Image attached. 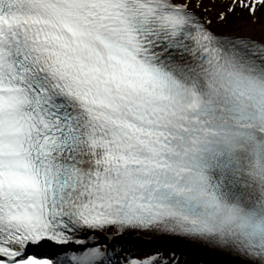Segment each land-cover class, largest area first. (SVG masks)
<instances>
[{
  "label": "snow or ice",
  "instance_id": "obj_1",
  "mask_svg": "<svg viewBox=\"0 0 264 264\" xmlns=\"http://www.w3.org/2000/svg\"><path fill=\"white\" fill-rule=\"evenodd\" d=\"M132 231L264 264V0H0V264Z\"/></svg>",
  "mask_w": 264,
  "mask_h": 264
},
{
  "label": "rangeland",
  "instance_id": "obj_2",
  "mask_svg": "<svg viewBox=\"0 0 264 264\" xmlns=\"http://www.w3.org/2000/svg\"><path fill=\"white\" fill-rule=\"evenodd\" d=\"M226 8H227V4H224L222 9L218 6L216 11L209 13V15L212 16L214 19V23L212 25V28L216 32H218V33H232V32L244 31V29L249 28V17L247 15V13L242 12L239 9H237L236 13L229 16L228 22L226 24H217L215 22V16L217 14V11L226 10ZM164 245L168 246L167 248L169 249V250H164L166 253V254H164V256L170 255L171 252H173L172 250H174L173 248H175V246H173L169 243H165ZM129 246L130 245L128 244V249H130V250L135 249L134 247L129 248ZM176 249H177L176 251H178V253L183 255L184 257H186V255L188 254L191 256L190 258H192L193 256H194L193 258H197V259L202 258L201 260L206 264H217V263H215V261H217L216 259H210V258L205 259V258L201 257L200 255H196L195 253H193L191 251L188 252V251H185L183 249L181 250L177 247H176ZM130 257L131 258L136 257V258H139L141 260L145 259V258H143L144 256L138 257V256H136V254H135V256H130ZM180 260H181V258L179 259L178 263H176V264H179ZM183 263H184V260L181 262V264H183Z\"/></svg>",
  "mask_w": 264,
  "mask_h": 264
},
{
  "label": "bare ground",
  "instance_id": "obj_3",
  "mask_svg": "<svg viewBox=\"0 0 264 264\" xmlns=\"http://www.w3.org/2000/svg\"><path fill=\"white\" fill-rule=\"evenodd\" d=\"M249 28L247 29H244V31H240V32H246L248 31ZM150 236L147 235L145 236V240L148 241L150 240ZM154 241L156 240L157 242L160 241V242H164L165 243H169L179 249H183L185 251H188V252H193L195 253L196 255H200L201 257L207 259V258H210V259H216L217 261H215V263H219V264H224V261H225V257H222L216 253H211V252H208V251H205L204 249H202L201 247H199L197 244H194L188 240H173V239H164V237H157V236H154L153 237ZM124 243H127L126 239L123 241ZM125 244H121L119 245L121 248H123L124 250L125 249H128V245H125ZM130 245V244H129ZM132 246L130 245L129 248H131ZM199 259V258H198ZM202 259V258H201Z\"/></svg>",
  "mask_w": 264,
  "mask_h": 264
},
{
  "label": "trees",
  "instance_id": "obj_4",
  "mask_svg": "<svg viewBox=\"0 0 264 264\" xmlns=\"http://www.w3.org/2000/svg\"><path fill=\"white\" fill-rule=\"evenodd\" d=\"M186 263H188V264H199L198 262H192L190 260H187Z\"/></svg>",
  "mask_w": 264,
  "mask_h": 264
}]
</instances>
